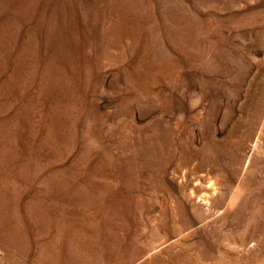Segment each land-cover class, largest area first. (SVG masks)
<instances>
[{
    "label": "rangeland",
    "instance_id": "rangeland-1",
    "mask_svg": "<svg viewBox=\"0 0 264 264\" xmlns=\"http://www.w3.org/2000/svg\"><path fill=\"white\" fill-rule=\"evenodd\" d=\"M0 264H264V0H0Z\"/></svg>",
    "mask_w": 264,
    "mask_h": 264
}]
</instances>
